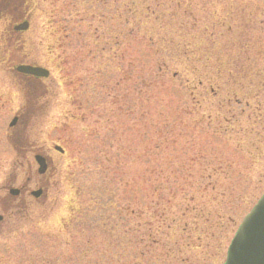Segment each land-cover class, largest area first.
<instances>
[{
    "label": "rangeland",
    "instance_id": "rangeland-1",
    "mask_svg": "<svg viewBox=\"0 0 264 264\" xmlns=\"http://www.w3.org/2000/svg\"><path fill=\"white\" fill-rule=\"evenodd\" d=\"M22 4L0 10V264H222L264 192V0Z\"/></svg>",
    "mask_w": 264,
    "mask_h": 264
},
{
    "label": "water",
    "instance_id": "water-1",
    "mask_svg": "<svg viewBox=\"0 0 264 264\" xmlns=\"http://www.w3.org/2000/svg\"><path fill=\"white\" fill-rule=\"evenodd\" d=\"M26 26L27 24L23 23L18 29H25ZM15 69L38 77L48 76V70L40 66L21 64ZM15 121L14 116L9 126H12ZM55 149L62 151L59 146H55ZM34 159L38 164V173H43L47 168L45 157L36 154ZM223 264H264V193L237 226L227 247Z\"/></svg>",
    "mask_w": 264,
    "mask_h": 264
},
{
    "label": "flooded vegetation",
    "instance_id": "flooded-vegetation-1",
    "mask_svg": "<svg viewBox=\"0 0 264 264\" xmlns=\"http://www.w3.org/2000/svg\"><path fill=\"white\" fill-rule=\"evenodd\" d=\"M23 0H0V10H20L22 11L23 10ZM12 19V18H10ZM23 23H26L27 26H26V29L29 27V22H28V19L26 18H22L21 20H16L12 26H11V29L12 31H23L22 29H18L19 26H21ZM15 73L20 76V78H24V79H28V80H31L32 82L36 83L38 80L41 79V77H38V76H34V75H30V74H24V73H20V72H17L16 70H14ZM18 116L16 118V121H17ZM41 155H44V154H41ZM45 156V159H46V164H47V167H48V162H49V158ZM47 170V169H46ZM44 173H42L43 175ZM30 182V178L27 179V185L28 183ZM7 193H8V197H12V198H17V197H22L25 198V194H28L29 196H32L34 199H39L41 197V195L44 193V187L43 185H39L37 184L36 188L34 189H29L28 187H26L25 185H21L20 187L18 188H13V187H9L7 188ZM2 207V205H1ZM3 208V207H2ZM3 217H1L2 219ZM0 219V220H1Z\"/></svg>",
    "mask_w": 264,
    "mask_h": 264
}]
</instances>
